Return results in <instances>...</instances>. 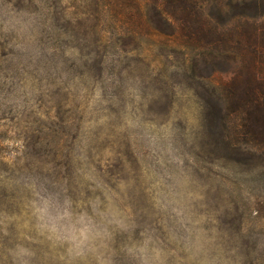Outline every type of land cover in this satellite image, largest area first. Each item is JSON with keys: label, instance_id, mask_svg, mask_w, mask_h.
Returning a JSON list of instances; mask_svg holds the SVG:
<instances>
[{"label": "rangeland", "instance_id": "1", "mask_svg": "<svg viewBox=\"0 0 264 264\" xmlns=\"http://www.w3.org/2000/svg\"><path fill=\"white\" fill-rule=\"evenodd\" d=\"M153 2L0 0V264H264V154L208 119L236 58Z\"/></svg>", "mask_w": 264, "mask_h": 264}, {"label": "trees", "instance_id": "2", "mask_svg": "<svg viewBox=\"0 0 264 264\" xmlns=\"http://www.w3.org/2000/svg\"><path fill=\"white\" fill-rule=\"evenodd\" d=\"M153 1L154 9L181 34L187 32L226 60L234 54L236 70L227 93L234 108H211L208 119L227 150H237L239 142L252 150L247 141H255L263 155L264 0ZM218 15L225 18L218 20Z\"/></svg>", "mask_w": 264, "mask_h": 264}]
</instances>
